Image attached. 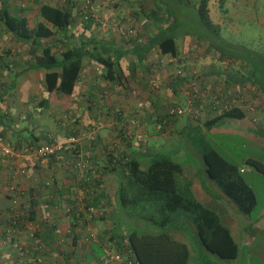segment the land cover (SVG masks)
I'll use <instances>...</instances> for the list:
<instances>
[{
	"label": "crops",
	"instance_id": "0c3cea01",
	"mask_svg": "<svg viewBox=\"0 0 264 264\" xmlns=\"http://www.w3.org/2000/svg\"><path fill=\"white\" fill-rule=\"evenodd\" d=\"M78 1L0 0V6L8 7L11 12L25 16L29 21L41 20L36 11L40 2L68 10L72 19L71 24L64 33L53 29L54 33L49 40L55 43L52 51L59 53L64 45L76 46L79 40L85 43L92 38L112 51L110 57L116 59L119 79L112 81L102 78V66L89 57L82 56L70 94L48 92L43 84L44 70L26 68L31 61L27 44L16 40L13 34L0 24L2 141L10 147H21L28 143L35 146L45 140L65 141L68 137L74 136L77 150L88 154L93 164L101 171L102 166L110 167L109 154L112 155V163L116 162L117 168V158H121L120 162H122L129 157L137 159L140 167L145 169L148 158L158 154L155 146L159 140L164 143L169 142L172 133H176L177 130L180 133H188L185 149L197 157L200 165H195L190 157L182 163L175 160L182 169L181 179L189 182L192 197L212 210L229 230L237 246L236 257L225 260L206 251L198 242L193 226L184 215L178 214L168 225L167 231L173 238L186 245L187 264H250V247L255 242L256 234L264 226V204L256 211V200L253 215L251 214L254 208L249 214L239 212L234 203L206 174L200 155L198 135L230 120L224 118L209 128H204L202 123L216 114V111L209 106V102H205L206 97L211 104L213 97L219 101L225 99L230 102L233 107L243 112L242 118L233 119L238 123L237 126L242 125L247 128L251 131V135H264L261 131L264 126V96L248 81L238 84L235 77L241 78V73L235 71L236 68L233 69L228 63L214 59L215 56L209 46L203 41L196 45L188 44L186 40L181 42L178 36L172 35L168 28L173 19L170 18L168 23L165 22V19L153 9L152 2L142 5L145 11L139 15L126 10L118 16L113 15V8L123 0H112V2L89 0L90 8L96 18L103 20V28L99 30L97 22L84 26L80 21L78 6L81 4L78 5ZM109 1L111 3H108ZM249 1L259 2V0ZM228 4L231 13L238 11L236 7L238 1L231 0ZM169 37L174 39L175 56H171L167 50L161 52L159 48ZM176 70H179L180 74H177ZM247 87L255 88L254 91L257 93L254 92L252 95ZM193 90L199 92L198 98L201 103L204 102L201 111H197L196 119L188 115L182 119L166 117L164 124L159 123L168 105L175 104L179 100L184 103L188 97L187 93ZM41 100H45L46 103L40 102ZM253 102L258 104L254 108ZM21 121L26 123L21 126ZM235 132L244 135L240 129ZM24 133L28 134L24 135ZM254 135L251 139H255ZM259 145L263 144L259 143ZM247 157L254 158L245 156L244 160ZM72 165L68 149L37 161L26 155L0 154V193H28L29 200L32 198L38 203L51 202L56 208L58 202L55 198H59L63 203L62 208L58 207L54 210L60 212L51 211L49 219L53 223L51 222L52 224L42 233L36 234L39 245H54L66 235L65 238L68 240H64L62 244L69 243L70 251L67 255L65 252H54L51 255V262L105 264L101 262V257L106 247L116 246L125 229L148 233L157 231V227L150 221L136 214H130L122 206L112 207L108 205L106 199L99 197L95 202L103 201V230L99 233L102 240L97 239L95 242L83 245L81 223L87 217L73 209L75 202L73 204L72 198L67 196L76 193L77 187L85 185L93 191L91 196L89 195L93 196L92 199L86 201L92 204L93 202L90 201L96 199L97 193L100 194L101 190L99 186L77 181L71 169ZM238 170L241 173L246 171L250 175L247 176L248 180H245L250 187L252 179L264 177V173L251 167L247 170L238 167ZM16 171L21 172L16 174ZM21 173L23 176L18 177ZM112 174L107 181L115 185L117 174L114 172ZM55 195L57 197H54ZM49 205L45 204L46 207ZM39 210L41 211V208ZM72 215L80 218L77 217L75 220ZM90 227L95 228L98 225H94L93 222ZM114 232L119 235L116 242ZM81 245L84 246L83 251ZM36 259L38 260V257ZM42 261L43 259L40 261L41 264Z\"/></svg>",
	"mask_w": 264,
	"mask_h": 264
},
{
	"label": "trees",
	"instance_id": "16d2710c",
	"mask_svg": "<svg viewBox=\"0 0 264 264\" xmlns=\"http://www.w3.org/2000/svg\"><path fill=\"white\" fill-rule=\"evenodd\" d=\"M177 1L178 3H186L194 7L199 21L205 27L212 28L208 18L207 2L209 0ZM90 7L91 3L88 0L86 8L93 11ZM36 11L41 20L32 24L25 16L11 12L8 7L0 6V24L6 31L11 32L16 40L27 44L31 61L26 68L44 70L43 84L46 91L64 95L70 94L73 83L77 78L79 62L82 56H87L102 66V78L112 81L119 79L120 74L116 59L115 57H110L112 51L103 43H99L92 38L85 43L79 40L76 46L64 45L59 53L52 51L55 43L49 40L54 30L64 33L71 24L72 19L68 10L46 2H40L37 4ZM96 20L91 18L88 13L86 18L80 16V21L84 26H89ZM210 46L212 47L209 44ZM159 48L161 52L168 51L171 56L176 55L172 37L166 38L163 45L161 44ZM213 49L217 53L214 59L223 61V54L218 53L215 47ZM175 72L180 74L179 70ZM229 75L233 79L232 73ZM235 78L238 84L248 81L250 85L255 86L254 83H256L251 79H247V77H242V74L241 78ZM256 88L261 94L260 88ZM187 96L183 107L176 104L168 105L165 109L164 117L160 118L159 123L164 124L166 117L173 119L181 114L192 116L196 119L198 117L197 111L200 110L201 106L203 107L204 102L201 103L200 98H198V91H189ZM207 99L208 97L205 98V102H209L211 107L212 105ZM187 101H190V108L192 109L190 114L184 112L181 114L168 113L170 109H184L187 106ZM40 102L46 103L45 100ZM211 109L215 111L212 107ZM242 117L243 112L231 105L229 109L216 112L212 118L205 120L202 125L204 128H209L221 119H240ZM70 137L74 138V136ZM55 142L58 141L45 140L38 145ZM61 142L63 147L46 158L68 149L71 154L73 168L78 170L76 163L79 159L81 162L86 161L91 166L90 170L92 169V172L89 169H84V171L93 180L86 178L85 181L99 186L101 190L100 194L97 193V198L91 201L93 205H97L98 202L95 201L99 197H103L107 200L108 205L112 207H116V205L122 206L130 214L141 216L157 227L156 232L149 233L127 228L120 238L114 232L115 242L117 238L120 239L116 243V251L125 257L131 258L133 264H187L188 249L186 245L173 238L167 231L168 225L176 219L178 214L187 217L194 228L198 242L206 251L225 260L236 257L237 246L229 230L220 222L212 210L204 207L192 197L189 191V182L181 179L183 177L181 166L171 157L165 154H154L148 158L145 169L140 167V162L135 158L127 157L122 162H120L121 158H117V168L116 162L112 163V155L109 154L110 167L109 165L104 168L102 166L100 171L93 164L88 154L77 150L76 143L67 144L65 141ZM198 142L200 143V155L204 170L208 177L234 203L239 212L249 214L254 208L256 197L251 187L243 180L237 165L227 160L218 150L212 147L202 134L198 135ZM30 146L35 147L37 145L23 144L20 150ZM244 163L264 173V165L258 159L247 157ZM113 172L117 174V183L115 185L107 181L111 178ZM35 206L36 201L31 198L29 200L27 219L34 218ZM72 217H75L76 220L78 216L72 215Z\"/></svg>",
	"mask_w": 264,
	"mask_h": 264
},
{
	"label": "rangeland",
	"instance_id": "374dc122",
	"mask_svg": "<svg viewBox=\"0 0 264 264\" xmlns=\"http://www.w3.org/2000/svg\"><path fill=\"white\" fill-rule=\"evenodd\" d=\"M110 1L112 2V0ZM110 1L108 3H111ZM228 1L231 0H209L207 2L211 29L205 27L199 21L194 7L190 4L175 2L174 0H123V2H119L113 8V15L119 16L125 13L126 10L133 11L139 15L142 11H145L142 9V5L152 2L153 9L158 12L161 18L165 19V22L168 23L170 18L173 19L172 24L168 28L172 35L178 36L181 42L186 40L188 44L194 43L196 45L203 41L208 46L209 44L212 45L218 53L223 54L224 63H228L233 69L236 68L235 71L237 70V72L241 73L242 77L255 81L254 85L258 89L260 88L261 95L264 96V0H259L257 3H252L249 0H235L238 1L236 6L238 11L236 13H231ZM190 2H194V0H190ZM80 4L82 5V0L78 1V5ZM97 20V26L101 30L103 28V20L99 18ZM30 22L34 24L36 20H30ZM15 42L18 44L17 41ZM212 47L210 46L209 48L215 56L217 53L214 52L215 50ZM239 66L241 67L238 68ZM247 89L252 95L255 92L254 88L247 87ZM175 104L183 107V101H176ZM257 105V103H252L253 108ZM184 117L185 114L177 116L178 119ZM25 123V121H21V126ZM237 125L238 123L235 120L230 119L226 123L218 124L216 128L214 126V128H211L207 132L206 130L205 132H201V134L227 160L238 167H242L244 170L250 167L244 163L245 156H252L264 165V135L252 134L255 139H251V131L242 125ZM221 129L226 130L222 131ZM238 129L244 135L234 133ZM261 131L264 132V126ZM27 134L24 133V135ZM172 134V139L169 142L164 143L162 140L157 142L155 146L156 153L165 154L181 163L190 157L192 162L199 166L197 157H194L191 152L185 149V144L188 142L187 137H189L188 133H180L177 130L176 133ZM259 143L263 145L260 146ZM13 148L15 150L20 149V147ZM71 169L77 181L86 182V178L93 180V178L86 175V171L77 170L76 168ZM240 174L243 180L246 181L248 180L247 176L250 177L246 171ZM20 176H23V174H19L18 177ZM250 185L256 195L257 211L259 206L264 204V177L252 179ZM85 188H87L86 191H84ZM88 188L85 185L79 186L76 193L67 196L72 198L73 204L75 202L73 209L87 217L81 223L83 230L81 240L83 245L95 242L97 239L102 240L99 233L103 230V201L98 202L97 205L86 203L87 199L91 200L93 197L89 196L93 191ZM54 197H57V195ZM55 199L58 202L56 205L62 208L63 203H61L60 199ZM45 204H50V207H46ZM53 205L54 203L51 202H36L34 218L27 219V211L29 209L28 193H0V264H41V259H43V264H60L58 262H51V255L54 252H65L66 255L68 254L67 252L70 251L69 247H71L70 244H62L64 240H68L65 238L66 235H63L64 233L62 232L63 238L59 243L54 245H39L36 235L42 233L44 229L53 223L49 217L51 216V211L58 208L53 207ZM39 208H41V211ZM58 211L60 212V210L54 212L57 213ZM254 211L255 208L251 215H253ZM93 222L98 227H90V225H93ZM83 245H81L82 251L84 250ZM108 250L116 249L115 246L108 245L105 251ZM250 251V264H264V226L256 234L255 242L250 247ZM37 257L38 260L36 259Z\"/></svg>",
	"mask_w": 264,
	"mask_h": 264
},
{
	"label": "built area",
	"instance_id": "2783aa9c",
	"mask_svg": "<svg viewBox=\"0 0 264 264\" xmlns=\"http://www.w3.org/2000/svg\"><path fill=\"white\" fill-rule=\"evenodd\" d=\"M88 3V0H84V2L82 3V5H80V10H79V14L82 18H86L87 13L88 15L96 20V15L95 13H93L90 9L86 8V4ZM212 108L216 111V112H220L223 109H229L231 104L228 101H219L218 99H216L215 97H213L212 99ZM192 109L190 108V101H187V106L184 109H180V108H175V109H170L168 110L169 114H181V113H191ZM65 142L67 144H72L75 142V138L73 137H69L65 140ZM63 147V143L62 142H55V143H47V144H41V145H37L35 147H24L21 150H15L13 147H10L8 145H6L3 141L2 138L0 136V154L2 155H6V156H29L31 159L33 160H37V159H43L46 158L54 153H56L57 151H59L61 148ZM80 157V156H79ZM76 165L78 166L79 170H90V165L87 164V162L83 161L81 162L80 159L78 160V162L76 163ZM92 172V169L90 170ZM21 171H16L15 173H19ZM101 262L102 263H111V264H133V260L131 258L125 257L123 254H121L120 252L116 251V250H108L105 251L101 257Z\"/></svg>",
	"mask_w": 264,
	"mask_h": 264
}]
</instances>
